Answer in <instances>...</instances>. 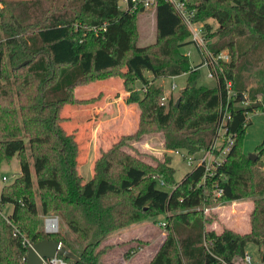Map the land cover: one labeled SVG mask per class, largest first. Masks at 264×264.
<instances>
[{
	"label": "trees",
	"instance_id": "obj_1",
	"mask_svg": "<svg viewBox=\"0 0 264 264\" xmlns=\"http://www.w3.org/2000/svg\"><path fill=\"white\" fill-rule=\"evenodd\" d=\"M187 2L196 20L203 21L210 52L228 49L229 59L220 61L212 87L199 84L202 63L192 66L181 51L192 43L186 39L189 30L164 0L154 8L157 41L152 46L134 44V17L143 10L124 11L119 0L47 5L0 0V165L15 157L20 166V175L0 191V264L25 263L21 231L32 243L61 242L81 259L58 254L68 264H99L106 249L96 247L105 236L159 214L165 215L168 234L148 264H221L219 259L237 264L249 243L257 245L264 262V141L256 146L255 158L243 151L249 114L264 113V0ZM208 19L217 22L214 31ZM122 66L124 76L142 84L141 96L128 98L139 105L140 127L156 124L166 150L195 155L210 149L226 113L223 136L232 137L233 144L211 177H204V165H197L178 182L169 156L150 164L116 143L95 161L92 177L83 182L77 170L79 145L63 127L60 111L78 104L74 87ZM252 70L259 71L251 84ZM182 74L186 80L178 104L170 95L161 104L162 89L152 81ZM226 81L231 82L229 96ZM31 170L41 213L57 214L75 240L85 243L79 251L60 231L36 228ZM216 186L222 190L221 201L252 200L247 232L204 226L206 218L195 207L210 203ZM6 204L13 205L10 222L1 214Z\"/></svg>",
	"mask_w": 264,
	"mask_h": 264
},
{
	"label": "rangeland",
	"instance_id": "obj_2",
	"mask_svg": "<svg viewBox=\"0 0 264 264\" xmlns=\"http://www.w3.org/2000/svg\"><path fill=\"white\" fill-rule=\"evenodd\" d=\"M6 1H13L21 5L31 0ZM41 1L47 5L52 1L57 4L64 0ZM119 4L122 7L124 6L122 0H119ZM207 21L214 31L218 25L217 22L212 19ZM133 24L135 45L152 46L156 43L154 9L137 13ZM186 39L189 40V37ZM212 41H215V37L212 38ZM188 50L191 52L189 56L190 64L192 66L199 64L202 56L196 46L190 43L181 47L184 54ZM224 51L228 53V49H224ZM258 71L252 70L249 78L251 84L257 80ZM125 72L126 68L122 66L115 69L112 74L108 73L100 77H93L87 83L77 85L73 88L72 97L78 104H67L60 111V116L64 118L63 127L67 132L75 134L79 145L77 159L80 164L77 167L78 173L81 175L83 182L89 180L93 174L95 161L117 143L118 148L120 147L121 150L150 164H155L157 161L163 160L165 156H169L170 166L175 170L174 178L178 182L181 181L185 173L190 171L201 159L202 153H196L193 157L182 150L179 152L166 150L163 146L162 132L159 131L156 124L150 123L140 127L139 105L136 101H128V98L141 96L143 92L142 84L131 75L124 76ZM145 75L149 80L152 79L148 72H145ZM185 80L186 75L182 74L175 77H161L152 82L154 86L162 89V97L170 95L172 102L176 104L178 93L185 85ZM215 81L207 77V68L202 66L200 68L199 84L212 87L215 85ZM172 83L176 84V88L173 90L170 89ZM249 118L251 124L247 128L243 140V151L246 154L253 153L256 146L264 141V114L256 111L250 113ZM220 155L217 152L209 157L216 159ZM192 158L195 160L191 165L190 159ZM262 158L264 160V154ZM19 175L20 166L15 157L8 162H2L0 165V191L3 186H9L13 183ZM31 175L33 179L32 191L37 207L36 228L43 231L44 217H57L59 231L69 239L72 248L79 251L85 243H79L75 240L62 219L55 213H41L33 170H31ZM3 176L7 180H2ZM136 191L134 189L132 193H136ZM212 194L213 199L210 203H203L195 207V210L201 212L206 218L204 226L217 232H221L225 228L239 233L247 232L250 229L249 213L252 209V200L221 201L214 192ZM12 208V204L3 205L1 212L7 216L11 213ZM166 222L165 215L159 214L144 217L138 222L112 231L96 247L97 249L102 247L106 249V252L100 255L99 264H148L168 234L165 226ZM20 234L26 239L28 238L24 232L21 231ZM259 252L257 245L247 244L245 253L251 256L253 264H264L260 259ZM243 257L236 258L235 263L244 264L242 262Z\"/></svg>",
	"mask_w": 264,
	"mask_h": 264
},
{
	"label": "built area",
	"instance_id": "obj_3",
	"mask_svg": "<svg viewBox=\"0 0 264 264\" xmlns=\"http://www.w3.org/2000/svg\"><path fill=\"white\" fill-rule=\"evenodd\" d=\"M124 3V6L122 7L118 3V7L124 11L127 12H135L139 9L142 10H150L154 9L157 5L159 0H122ZM168 2L175 12L179 15L182 22L186 25L187 29L189 30L190 36L189 39L192 41V43L196 46L198 49L200 55L202 56V60L200 63H202V66H205L207 68V77L213 80L217 79L218 71L220 70V61H227L229 59L228 54L225 51H221L218 54H213L210 52V50L206 46V39L204 36V27L203 23L196 20L195 18V9L188 6L187 0H164ZM191 54L190 50L187 51L186 56L189 57ZM201 66V67H202ZM175 77V76H173ZM225 87L227 91V95L229 96L231 91V82L226 81ZM176 88V84L172 83L170 86V89L173 90ZM165 100V97H161V104H163ZM226 118V113H224L222 122L219 126L217 137L211 146L210 149L201 152L202 156L201 159L195 164L194 166L204 165L205 168V176L204 177H211L214 174V170L216 169V166L221 163V161L226 156L227 152L229 151L230 146L233 144V138L228 136L224 137V131L225 127L223 126L224 120ZM219 145V146H218ZM176 152H179V150H176ZM221 154L218 158L212 159L210 158V155H213L214 153ZM210 153V155H209ZM195 157L194 155H191ZM195 159H190V164L192 165L193 161ZM193 166V167H194ZM2 180H7L5 176L2 177ZM159 184L163 185V181L161 179H158ZM217 196H220L222 193V190L220 187L216 186V188L213 191ZM3 215V213L1 212ZM7 222H10L6 215H3ZM164 224V223H163ZM59 231V221L58 218L55 216H46L43 219V232L45 233H56ZM13 235L16 236L17 232H13ZM22 244L24 247H29L33 243L30 242L28 239H26L24 236H22ZM205 244V243H204ZM221 264H227L222 259H219ZM244 264H253L251 256H249L247 253H245L243 257ZM42 264H68L66 260L59 257L58 255H55L53 257L43 258Z\"/></svg>",
	"mask_w": 264,
	"mask_h": 264
},
{
	"label": "water",
	"instance_id": "obj_4",
	"mask_svg": "<svg viewBox=\"0 0 264 264\" xmlns=\"http://www.w3.org/2000/svg\"><path fill=\"white\" fill-rule=\"evenodd\" d=\"M178 102L179 99H177L175 105H177ZM248 156L250 158H255L254 154H249ZM58 254L66 259L81 262V259L75 253L66 249L61 242L52 239H42L27 247L24 264H42L43 258L53 257Z\"/></svg>",
	"mask_w": 264,
	"mask_h": 264
},
{
	"label": "crops",
	"instance_id": "obj_5",
	"mask_svg": "<svg viewBox=\"0 0 264 264\" xmlns=\"http://www.w3.org/2000/svg\"><path fill=\"white\" fill-rule=\"evenodd\" d=\"M260 112V111H259ZM263 113V112H262ZM264 114V113H263ZM250 119V118H249ZM251 120V119H250ZM94 129V128H93ZM247 130V129H246ZM262 161H263V165H264V160H263V158H262ZM264 167V166H263Z\"/></svg>",
	"mask_w": 264,
	"mask_h": 264
}]
</instances>
